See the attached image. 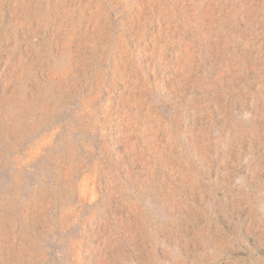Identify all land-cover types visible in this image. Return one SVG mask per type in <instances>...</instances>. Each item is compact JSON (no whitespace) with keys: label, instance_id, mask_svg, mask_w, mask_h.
I'll return each instance as SVG.
<instances>
[{"label":"rangeland","instance_id":"rangeland-1","mask_svg":"<svg viewBox=\"0 0 264 264\" xmlns=\"http://www.w3.org/2000/svg\"><path fill=\"white\" fill-rule=\"evenodd\" d=\"M0 264H264V0H0Z\"/></svg>","mask_w":264,"mask_h":264}]
</instances>
